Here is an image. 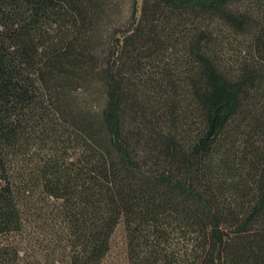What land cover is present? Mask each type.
<instances>
[{"label":"trees","instance_id":"16d2710c","mask_svg":"<svg viewBox=\"0 0 264 264\" xmlns=\"http://www.w3.org/2000/svg\"><path fill=\"white\" fill-rule=\"evenodd\" d=\"M264 264V0H0V264Z\"/></svg>","mask_w":264,"mask_h":264},{"label":"rangeland","instance_id":"374dc122","mask_svg":"<svg viewBox=\"0 0 264 264\" xmlns=\"http://www.w3.org/2000/svg\"><path fill=\"white\" fill-rule=\"evenodd\" d=\"M138 0V9L140 7ZM102 264H127L125 238L121 228H118L112 238L111 252Z\"/></svg>","mask_w":264,"mask_h":264}]
</instances>
